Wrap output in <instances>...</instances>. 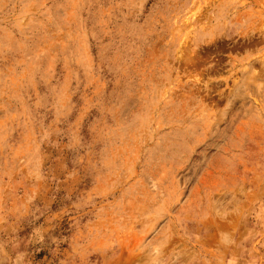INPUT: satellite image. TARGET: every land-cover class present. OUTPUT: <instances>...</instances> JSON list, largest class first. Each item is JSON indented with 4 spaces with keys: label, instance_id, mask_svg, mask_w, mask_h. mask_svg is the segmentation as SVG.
I'll use <instances>...</instances> for the list:
<instances>
[{
    "label": "rangeland",
    "instance_id": "1",
    "mask_svg": "<svg viewBox=\"0 0 264 264\" xmlns=\"http://www.w3.org/2000/svg\"><path fill=\"white\" fill-rule=\"evenodd\" d=\"M0 264H264V0H0Z\"/></svg>",
    "mask_w": 264,
    "mask_h": 264
}]
</instances>
